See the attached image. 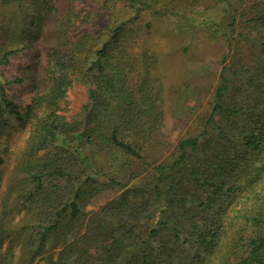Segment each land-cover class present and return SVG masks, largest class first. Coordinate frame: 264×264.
Returning a JSON list of instances; mask_svg holds the SVG:
<instances>
[{"label":"trees","instance_id":"16d2710c","mask_svg":"<svg viewBox=\"0 0 264 264\" xmlns=\"http://www.w3.org/2000/svg\"><path fill=\"white\" fill-rule=\"evenodd\" d=\"M0 1L20 5L0 21V65L31 62L0 72V264H264V0ZM155 17L225 49L166 156ZM76 82L87 100L67 116Z\"/></svg>","mask_w":264,"mask_h":264},{"label":"rangeland","instance_id":"374dc122","mask_svg":"<svg viewBox=\"0 0 264 264\" xmlns=\"http://www.w3.org/2000/svg\"><path fill=\"white\" fill-rule=\"evenodd\" d=\"M52 2L57 8V12H61L63 0H53ZM27 3H23L22 7H27L29 5ZM90 7L93 6L89 5ZM19 9L20 5L18 4H4L0 1V21H9L17 15ZM195 10L200 11L201 8L196 7ZM204 14L208 15L206 12ZM102 21L104 20L102 19ZM173 21V19L162 17L151 18L152 29L148 38L149 46L159 56L158 75L163 85L164 116L161 139H163L164 156L168 152L170 153L178 139L193 131L194 120L196 121L206 109L209 94L221 69L222 55L225 53L222 45L211 43L205 35L198 34L194 40L187 43L186 36L180 35L174 30L173 24L175 23ZM45 27V33L37 38L36 43L40 49V56L37 59L40 70L38 75L40 76L43 71L42 65L46 61L48 47L52 43L51 26L46 25ZM186 45H188L187 49L183 50L182 48ZM30 63V60L16 55L5 66L0 65V72L6 78H11L15 74H20L21 69ZM86 100L87 87L78 82L73 83L66 93L63 112L67 116L74 117L79 113ZM0 172H2L1 168ZM120 192L121 188L113 186L102 196L93 199L84 208V211L90 213L98 210L100 206L106 204Z\"/></svg>","mask_w":264,"mask_h":264}]
</instances>
